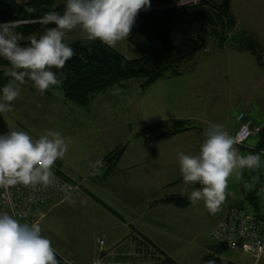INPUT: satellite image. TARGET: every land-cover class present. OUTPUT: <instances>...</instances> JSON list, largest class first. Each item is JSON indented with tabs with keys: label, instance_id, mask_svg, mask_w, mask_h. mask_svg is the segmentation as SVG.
I'll return each instance as SVG.
<instances>
[{
	"label": "rangeland",
	"instance_id": "obj_1",
	"mask_svg": "<svg viewBox=\"0 0 264 264\" xmlns=\"http://www.w3.org/2000/svg\"><path fill=\"white\" fill-rule=\"evenodd\" d=\"M167 4H170V1L164 3ZM164 5L158 6L165 7ZM146 9H141L138 14H147ZM232 10L242 21V27H253L255 30L262 27L258 31L264 42V0L238 1L236 5L233 4ZM132 33L133 27L128 38L113 47L128 59L139 57L138 50L128 40ZM80 40L86 39L77 28L66 33L64 42L75 43ZM213 43L209 42V46L214 47ZM192 62L181 69V75L166 76L145 91L140 89V81H131L123 86L111 88L96 95L87 108L73 104L57 89L50 88V94L45 95L33 86V82H25L21 85L19 97L11 103L12 111L0 114V135L7 134L9 130H19L36 139L46 130H52L71 139L66 155L59 159L63 165V175L70 180H66L69 186L67 198L58 205L46 208L37 223L40 225L41 234L51 241L57 255L64 261L69 264H111L103 260L104 254H109L108 251L112 250L108 247L103 233L109 235L114 227H117L118 231L116 229L112 232L114 235L122 228L125 219L130 221L132 217L136 218L137 215L131 212V205L136 206L138 215H143L144 211L138 210L137 207L141 205L144 208L146 194L150 198H158L161 195L157 189L144 192L149 180L142 179L145 176L141 175L142 173L138 177L139 171L134 177L113 173L107 177L110 180L107 183H104L106 179L103 183L96 182L91 176V165L97 160H102L119 145H128V156L130 161H133V156H137L138 150H141L136 138L139 131L159 123L171 125L179 117H189L198 127L205 130L212 124H220L229 131L238 124L237 117L242 113L254 123L264 126V82L258 81L260 78L256 77L262 70L258 68L251 54L228 48L226 53L210 58L196 57ZM193 136L195 137H192L191 142L197 146L203 135ZM257 142L258 138L251 137L245 145L247 148H240V154H260L262 160V152L251 150ZM197 151L199 152L198 147L194 149V153ZM177 162L179 161L176 160ZM98 174H102V170H99ZM241 176L240 174L238 177L234 173L229 179L225 201L215 214L208 211L203 201L188 209L187 220L192 219L195 223L194 233L177 230V239L181 241L180 244H171L173 250L178 252L186 247L190 237L198 238V243L211 240L210 231L220 222L231 199L235 200L237 197L236 190ZM149 184L151 182H148ZM200 187L185 183L178 185L174 190L177 193H191L193 189ZM261 188L262 178L260 187H256L260 189L259 194ZM76 192H81L79 197H73L69 201ZM232 196L234 197L231 198ZM95 197L123 219H119L99 204ZM68 201L66 207H63ZM247 209L251 211L250 215L256 216L259 213L256 207L247 206ZM261 212L264 215L262 209ZM261 224L264 227L263 220ZM99 239H104V248H101ZM124 241L119 242L116 247L128 246ZM137 242L141 250L151 253L154 257L159 256L151 252L153 247L148 245L145 239H139ZM195 248H200V245ZM130 256L138 257L133 252ZM225 256L239 258L237 253L231 251H227ZM256 260V264H264V257ZM127 263L129 262H123Z\"/></svg>",
	"mask_w": 264,
	"mask_h": 264
},
{
	"label": "clouds",
	"instance_id": "obj_2",
	"mask_svg": "<svg viewBox=\"0 0 264 264\" xmlns=\"http://www.w3.org/2000/svg\"><path fill=\"white\" fill-rule=\"evenodd\" d=\"M148 7L150 0H66L63 14H44L39 20L45 26L43 32L38 38L30 37L27 45L21 43L23 33L15 31L17 21L0 25V57L11 65L5 73L10 80L2 89L0 114L12 111L11 103L19 97L26 79L41 94L61 83L51 69H62L75 54L64 42L67 32L79 28L86 40H100L115 47L128 38L139 11ZM204 135L198 154L179 152L178 161L183 181L201 186L191 191L190 202L195 205L203 201L208 211L215 214L225 201L232 175L239 177L244 169L258 170L261 156L240 154L235 147L238 139L220 124L210 125ZM70 144V138L52 130L36 139L19 130L0 135V188L59 186L52 169L58 159L64 158ZM91 167L96 175L103 162L97 160ZM0 264H60V261L51 241L41 234L39 224L21 223L4 212L0 213Z\"/></svg>",
	"mask_w": 264,
	"mask_h": 264
},
{
	"label": "trees",
	"instance_id": "obj_3",
	"mask_svg": "<svg viewBox=\"0 0 264 264\" xmlns=\"http://www.w3.org/2000/svg\"><path fill=\"white\" fill-rule=\"evenodd\" d=\"M168 1L171 4L180 0H150V6L164 5ZM65 6L66 0H0V25L17 21L19 26L15 31L23 33L24 40L21 43L27 45L30 37L35 35L38 38L43 32L45 26L40 24L39 20L44 14L48 12L63 14ZM133 25V33L128 40L138 50V58L128 59L100 40L66 43L75 54L62 69H51L56 72L61 83L50 88L61 91L73 104L87 108L96 95L123 86L127 82L140 81V89L145 91L166 76L181 75V69L206 50L211 41L218 50L231 46L238 51L251 54L256 63L264 68V47L253 34L238 29L236 17L232 12V0H202L153 10L147 14L140 13ZM10 66L6 59L0 57V95L4 85L10 80L5 74ZM26 82L31 83L27 79ZM50 88L44 92L45 95L50 94ZM262 128L261 133L256 136L258 142L253 149L256 152L264 151V126ZM195 129L196 126L190 121L175 120L171 125L159 123L148 126L139 131L136 138L144 145H149ZM127 148L128 145H119L110 151L101 160L103 167L99 170H102V174L93 175V169L91 170L93 179L102 182L116 173ZM55 165L57 175L70 182L63 175L62 162L58 159ZM257 178V186L260 187V174ZM183 183L185 182L181 177L173 185ZM196 185L200 186L198 183ZM255 192L252 206L258 208L259 213L254 217L264 221L260 204L257 202L259 197L258 199L255 197L258 189ZM95 200L119 219H123L103 201L96 197ZM167 205L185 209L193 204L189 200V195H168L149 203L151 208ZM211 242L210 252L200 264H208L209 261H215V264H237L224 257L230 250L226 244H218L212 240ZM147 244L150 245L148 242ZM57 259L60 264H65L58 255ZM155 264L178 263L172 258L164 257Z\"/></svg>",
	"mask_w": 264,
	"mask_h": 264
},
{
	"label": "crops",
	"instance_id": "obj_4",
	"mask_svg": "<svg viewBox=\"0 0 264 264\" xmlns=\"http://www.w3.org/2000/svg\"><path fill=\"white\" fill-rule=\"evenodd\" d=\"M238 1L242 2V0H232V6L234 3L236 5ZM232 12L236 17L238 29L253 34L262 43L264 47V42L262 41L261 34L258 31L262 27H260L258 30H255L253 27L252 28L247 26L242 27L244 25H242V21L239 19V16L233 10ZM228 48H232L234 51L239 53H246V52L238 51L237 49H234L231 46H226L222 50H218L215 47L209 46L197 57L198 58L200 56L203 58L205 56L209 58L214 57L217 54L226 53ZM213 51H215V53ZM256 65L258 66V68L262 70L260 72L261 74H259L256 77L260 78L258 81H261L263 83L264 68L260 67L257 63ZM247 119L251 120L250 118ZM176 120L190 121L196 126L197 129L183 132L172 138L164 139L149 145H144L140 140H137L140 143L139 146L141 149L138 150L137 156H133V161H130V156H128V151H127L117 167L115 173L116 175L124 174L127 177L130 175L134 177L136 174H138L139 171L138 177L142 173L141 175H145L142 177V179H146L149 180L148 182H151V184L149 185L147 182L144 192L150 191L151 189L154 190L157 189L159 191V194L161 192V195L158 198L157 197L150 198L147 197L148 194H146L145 197L147 199L144 201V208L141 207V205H139L140 207H137L138 210L144 211L143 215H138L137 210L135 209L136 206L131 205L132 206L131 212L132 213L134 212L137 215V217L136 216H135L136 218L132 217L130 221H127L125 219V221H123L124 225L123 224L121 225L122 227L120 228L121 231L119 230V232L114 233V235L112 234V232L116 229L118 231L117 227H114V230L109 235H107V233L105 232L103 233V235H105V238L107 239L108 247L112 248L110 252L108 251L109 254H104L103 256V260L106 263L117 264V263L129 262V263H137V264H155L159 260L166 257V258H172L178 264H200L203 258L210 252L209 245L212 243L211 240L202 241L201 243H198L197 242L198 238H194V237L192 238L190 237V239L186 243V247H184L183 249H179L178 252L175 251V249L174 250L172 249V245L180 244L181 241V239H177L178 238L177 230H184L185 232H189L191 234L194 233L195 223L193 222L192 219L189 221L187 220L189 215L188 209L194 205L185 209L175 208L174 206L171 205L154 207V208L149 207V203L151 201L163 198L168 195H190V193H182V192L177 193L174 190V188L177 187L178 185H173V184L182 177L179 162L176 163V160H178L179 152H184L187 155H195L194 149L196 147L200 149L199 148L200 145L203 143V141L206 138L204 135L206 130L198 127V125H196L189 117H179ZM237 125L232 130L227 131L229 135L234 137V135L238 130ZM258 125L263 126L261 123H259ZM224 130L226 131V129ZM193 135H198L196 137H201L203 135V137L200 138L202 139V141L201 142L199 141V143H197L198 144L197 146L193 145V142H191L192 137H195ZM244 148H247V146H244ZM253 149L251 148V150ZM261 152L263 153V151ZM141 153L144 155L142 156ZM196 154H198V151ZM61 170L64 173L63 165H61ZM241 175H242L241 176L242 179H239L240 182L238 183L236 190L237 192L236 193L237 197L235 199L236 201L231 199L229 205H227L226 206L227 208L224 210L220 222L213 229L223 224V222L227 218L229 210L232 207L242 208L246 210L248 213L249 212L251 213V211L247 209V206L252 207L254 202L253 196L256 193L255 191L257 190L256 183L258 181L257 176H259V169L254 171L249 169H244L241 170ZM243 177L245 178V180H243ZM254 177L257 178V180L253 179ZM107 181L110 180L106 179L104 183H107ZM100 183H103V181ZM100 183L99 184L95 183V184L101 185ZM259 190L260 189H258V192L255 196L257 197V199L259 197ZM163 192L164 195L162 196ZM79 193L81 192L73 193L69 201L73 197L74 198L79 197ZM229 195L231 196V194ZM233 197L234 196H232L231 198ZM69 201L63 207H66ZM173 220L174 222H171ZM138 238L140 240L145 239L150 244V246L153 247L151 252L157 253L159 254V256L154 257L152 256L151 253L145 252V250H141L140 244L139 242H137L139 240ZM122 240H125L124 243L128 246L117 248L116 245L119 244V242H121ZM196 245H200V248H195ZM132 249H137L139 251L137 252L132 251ZM132 252L138 255V257L130 256ZM235 253H237V256H239L238 259L235 257H226L225 254L224 257L237 264H256V262H258V260H256V258L252 255L244 254L241 252H235ZM95 258L93 259V261L95 260Z\"/></svg>",
	"mask_w": 264,
	"mask_h": 264
},
{
	"label": "built area",
	"instance_id": "obj_5",
	"mask_svg": "<svg viewBox=\"0 0 264 264\" xmlns=\"http://www.w3.org/2000/svg\"><path fill=\"white\" fill-rule=\"evenodd\" d=\"M199 1L202 0H185L186 3L184 4ZM179 5L183 4L177 1L164 5L165 7L153 6L147 8L145 12L149 13L153 10ZM237 122L238 130L234 138H237L239 141L235 145L239 151L251 137L258 136L263 128L247 119L243 113L238 115ZM52 171L59 186L53 185L44 188L40 185L34 187L17 185L7 190L0 188V213L7 212L21 223H27L29 225L38 223L43 211L54 204L63 202L69 192V186L66 181L56 173V165H54ZM260 175L262 178V188L259 194V204L260 208L264 211V151L261 160ZM61 187H64L66 190L62 191ZM209 236L215 243L226 244L231 251L249 254L258 259L264 257V227H262L261 220L250 215L244 209L232 207L228 212L226 221L219 227L213 229ZM98 242L101 248H104V239H99Z\"/></svg>",
	"mask_w": 264,
	"mask_h": 264
}]
</instances>
